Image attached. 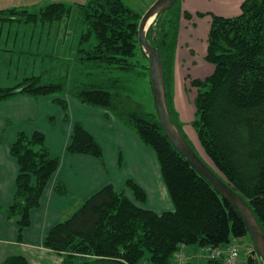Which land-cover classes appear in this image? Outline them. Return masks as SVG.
<instances>
[{
	"label": "trees",
	"instance_id": "1",
	"mask_svg": "<svg viewBox=\"0 0 264 264\" xmlns=\"http://www.w3.org/2000/svg\"><path fill=\"white\" fill-rule=\"evenodd\" d=\"M179 2L157 17L148 40L160 50L169 113L187 139L171 96L180 22L182 18L192 20ZM70 14L71 7L62 3L50 4L34 14L0 10V24L15 21L19 15L25 17L20 21L36 23L63 20ZM81 14L87 27L81 46L86 43L87 48H81L77 55L80 64L98 66L107 75L130 70L138 49L147 58L138 39L142 17L122 0H88ZM206 15L211 17V27L204 60L214 66V72L190 83L197 91L191 126L206 161L247 201L264 232V0H245L236 17L197 14L202 18ZM92 36L96 43L89 42ZM101 82L76 89L75 99L113 114L155 152L174 211L157 214L145 208L147 195L133 181L127 182L133 199L107 186L71 218L53 227L44 241L45 248L63 255L70 264H173L181 246L222 247L249 237L253 249L246 264H263L242 217L174 148L157 113L145 112L130 96L116 90L115 84L109 87ZM65 90L66 83L42 84L41 76H33L13 88H0V102L22 94L35 98L61 95ZM56 102L67 109L63 100ZM3 138L0 135V143ZM45 142L41 132L31 136L21 132L10 146L20 165L17 193L13 203L7 207L0 204V210L8 219H17L21 231L31 225V211L40 206L60 163L50 155ZM67 152L103 162L101 147L81 124L75 125ZM57 191L67 195L63 185ZM4 264L30 263L22 256H12Z\"/></svg>",
	"mask_w": 264,
	"mask_h": 264
},
{
	"label": "crops",
	"instance_id": "2",
	"mask_svg": "<svg viewBox=\"0 0 264 264\" xmlns=\"http://www.w3.org/2000/svg\"><path fill=\"white\" fill-rule=\"evenodd\" d=\"M203 1L181 0L182 11L191 14L192 20L182 18L180 22L172 81L173 100L177 111H179L181 98L195 99L196 97L194 95L191 98L189 91L187 93L188 83L195 79L203 80L214 72V66L205 63L204 60L207 54L211 17L206 15L203 18L205 22L201 29H205V32L200 34V20L197 14L236 17L241 13V6L245 0H215L219 5H215L216 7L206 12L201 4ZM184 19L193 24L191 29H188L191 30L189 34L184 28ZM63 22L60 20L58 26H65ZM4 23H1L3 25L0 47L2 33L9 25L5 43V50L9 51L12 26L16 25L17 21ZM69 25L70 23H67L63 28L65 33L64 30L57 31L61 43L66 44L68 40ZM62 33L64 35L60 37ZM75 41L76 37L72 47L75 46ZM81 48V38L78 49L72 51L71 46L69 51L60 48L57 57L58 66L63 61H68L70 66V61L75 55L77 58ZM63 72L69 74L71 69ZM183 72L186 76L182 78ZM185 78L188 80L186 81ZM57 99L65 102L66 110L56 102ZM7 121H10L8 125ZM76 124H81L101 147L103 162L90 155L67 152ZM21 132L29 136L35 132L43 133L50 155L58 158L60 163L45 188L40 206L31 211L29 227L21 231L17 219H8L5 211L0 210V264H4L12 256H22L30 264H66L63 255L45 248L44 241L48 232L71 218L88 199L107 186H112L116 192L125 193L133 199L132 192L127 188V182L133 181L147 195L145 208L157 214L174 211L155 152L113 114L81 104L72 92L38 98L22 94L0 102V135L4 134L3 141L0 143V204L2 206H10L17 193L20 165L17 158L11 154L10 146L16 142ZM59 185L65 187L67 195L62 196L58 193ZM244 241L248 244L246 238ZM233 242H242V240ZM186 249L189 254L196 256L194 258L196 261L191 260L192 264L193 262L205 264L200 246L194 245Z\"/></svg>",
	"mask_w": 264,
	"mask_h": 264
},
{
	"label": "rangeland",
	"instance_id": "3",
	"mask_svg": "<svg viewBox=\"0 0 264 264\" xmlns=\"http://www.w3.org/2000/svg\"><path fill=\"white\" fill-rule=\"evenodd\" d=\"M122 1L126 6L142 17L157 0ZM56 3H62L71 7L70 16L63 18L64 24L67 25V23H70L68 31L69 35L66 44L61 43L59 41V36L57 35V31H63V28L66 26H58L60 20L54 22L39 21L36 23L26 24V21H20L21 19L25 20L23 15L16 16L20 20L16 19L15 21H17V24L12 26L9 51L5 50V43L10 26L7 25L2 33V43L0 47V88H13L23 82L26 77L41 76L42 84L50 82L66 83L65 92L74 93L76 89L80 90L87 85L96 86L102 83L101 80H104V83H106L105 85H108L109 87L116 85V90L119 89L122 95L130 96V99H132L135 103L140 104L145 112L155 114L156 107L149 72V60L144 56L140 49L137 50L135 57L131 60L132 67L130 70L111 72L107 75L104 72L105 70L100 67L98 68V66L93 67L89 64H80L79 61L76 60V55L70 61V66H68V61H63L62 64L58 66L59 61L57 57L60 48L62 50L66 49L69 51L71 46L72 51L78 49L80 38H82L80 36L84 34V32L86 33L87 27L82 20L81 8L82 5L88 4V0H0V9L19 11L26 10L30 14H34L39 13L46 6ZM180 3L181 2H179V6ZM216 3L217 1L215 0H204L201 4L205 10L204 12H206V10L212 9L215 5H219ZM203 18L199 17V29H201L205 22ZM9 22L14 21H7V23ZM183 23L186 32L189 34L191 30L189 31L188 29H191L193 26L192 22L184 19ZM3 24H0V35ZM204 30L205 29L202 28L200 34H203V32H205ZM63 32L65 33V30ZM64 33H62L60 37L63 36ZM75 37V46L72 47ZM89 42H92V44L96 43L95 36H92ZM82 48H87V44H83ZM67 69H71L69 74L63 72ZM184 75L185 73L183 72L182 78ZM110 78H114L119 81H117V83H111L112 80H108ZM185 79L186 81L188 80L187 78ZM189 83L187 93L189 91L188 94L191 95L190 97L192 98L194 95L196 96L197 91L192 88ZM171 96L174 98L173 85H171ZM172 105L178 114V121L183 126V131L187 140L205 161L208 160L202 147L200 146L196 132L191 126L196 116L194 99L181 98L179 100L180 113L174 106V100ZM9 123L10 121H7V125ZM206 162L208 163V161ZM246 239L248 240V244L244 243V239L242 242H238L242 250L240 264H246L247 257L253 249L249 237H246ZM189 258L190 260H194V257L189 256ZM193 264L195 263L193 262Z\"/></svg>",
	"mask_w": 264,
	"mask_h": 264
},
{
	"label": "water",
	"instance_id": "4",
	"mask_svg": "<svg viewBox=\"0 0 264 264\" xmlns=\"http://www.w3.org/2000/svg\"><path fill=\"white\" fill-rule=\"evenodd\" d=\"M178 1L157 0L142 16L138 28L140 46L149 60L156 113L164 133L174 148L201 177L237 210L247 227L255 251L264 264V232L254 211L215 166L207 163L194 150L178 129L169 113L164 65L159 48L152 45L148 40V32L157 17L172 9Z\"/></svg>",
	"mask_w": 264,
	"mask_h": 264
},
{
	"label": "built area",
	"instance_id": "5",
	"mask_svg": "<svg viewBox=\"0 0 264 264\" xmlns=\"http://www.w3.org/2000/svg\"><path fill=\"white\" fill-rule=\"evenodd\" d=\"M242 250L238 243H230L222 247H206L201 249V255L207 262L220 264H240ZM186 246H181L173 264H191ZM196 257V256H191Z\"/></svg>",
	"mask_w": 264,
	"mask_h": 264
}]
</instances>
